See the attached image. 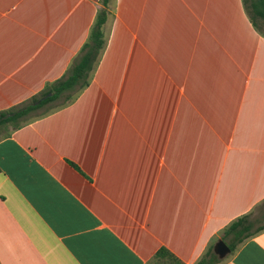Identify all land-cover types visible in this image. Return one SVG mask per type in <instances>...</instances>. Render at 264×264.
I'll return each mask as SVG.
<instances>
[{"label":"crops","instance_id":"1","mask_svg":"<svg viewBox=\"0 0 264 264\" xmlns=\"http://www.w3.org/2000/svg\"><path fill=\"white\" fill-rule=\"evenodd\" d=\"M101 6L0 0V110L66 72ZM108 30L79 97L0 138V264H199L264 201V36L243 0H116ZM220 260L264 264V231Z\"/></svg>","mask_w":264,"mask_h":264},{"label":"trees","instance_id":"2","mask_svg":"<svg viewBox=\"0 0 264 264\" xmlns=\"http://www.w3.org/2000/svg\"><path fill=\"white\" fill-rule=\"evenodd\" d=\"M115 2L116 0H102V6L97 11L88 40L60 78L48 82L40 92L31 98L10 108L0 110V128L8 125H13L14 128L21 126L29 120L30 113L49 103H55L50 110L65 107L73 103L90 85L108 44V29L113 18ZM243 4L254 28L264 36V0H243ZM49 93L52 95L48 96ZM10 133L9 129L0 132V138ZM259 208L262 212L254 216ZM256 210L238 217L225 228L223 239L231 247L232 253L247 239L264 231V225L257 226L258 222L264 219V201ZM155 259L158 264H184L166 248L160 249ZM208 260L211 264L221 262L219 256L212 249H209L199 264Z\"/></svg>","mask_w":264,"mask_h":264},{"label":"rangeland","instance_id":"3","mask_svg":"<svg viewBox=\"0 0 264 264\" xmlns=\"http://www.w3.org/2000/svg\"><path fill=\"white\" fill-rule=\"evenodd\" d=\"M55 103H49L44 105L43 107H40L36 110H34L32 113L29 114L28 118H32L35 117L39 114L44 113L45 111H48L49 109H51L54 106ZM12 127H14L13 125H8V126H4L2 128H0V132H5L7 129H11ZM262 212V210L259 208L256 210V212L254 213V216L259 215ZM264 225V219L260 222H258L257 226H261Z\"/></svg>","mask_w":264,"mask_h":264},{"label":"water","instance_id":"4","mask_svg":"<svg viewBox=\"0 0 264 264\" xmlns=\"http://www.w3.org/2000/svg\"><path fill=\"white\" fill-rule=\"evenodd\" d=\"M52 93H49L48 96H51ZM231 247L224 239H219L214 246V252L219 256V258H225L231 253Z\"/></svg>","mask_w":264,"mask_h":264}]
</instances>
